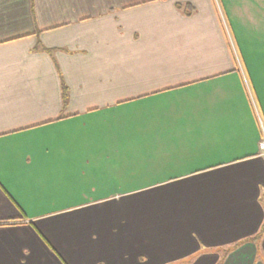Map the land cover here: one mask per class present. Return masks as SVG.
Listing matches in <instances>:
<instances>
[{"label":"crops","instance_id":"crops-1","mask_svg":"<svg viewBox=\"0 0 264 264\" xmlns=\"http://www.w3.org/2000/svg\"><path fill=\"white\" fill-rule=\"evenodd\" d=\"M262 129L264 0H0V264H264Z\"/></svg>","mask_w":264,"mask_h":264},{"label":"trees","instance_id":"trees-1","mask_svg":"<svg viewBox=\"0 0 264 264\" xmlns=\"http://www.w3.org/2000/svg\"><path fill=\"white\" fill-rule=\"evenodd\" d=\"M192 8H190L189 6H186V7H183L182 8V11L184 12V14L185 15H190L191 13H192ZM263 233V228L258 232V234L254 237V238H252L251 240H253V241H255V240H257L260 236H261V234ZM237 247V244L235 245V246H233V247H231V248H228L227 250H226V252L225 253H228V251H230V250H232V249H234V248H236Z\"/></svg>","mask_w":264,"mask_h":264},{"label":"built area","instance_id":"built-area-1","mask_svg":"<svg viewBox=\"0 0 264 264\" xmlns=\"http://www.w3.org/2000/svg\"><path fill=\"white\" fill-rule=\"evenodd\" d=\"M258 156L263 160L264 162V130L262 129V136L261 140L258 144Z\"/></svg>","mask_w":264,"mask_h":264},{"label":"snow or ice","instance_id":"snow-or-ice-1","mask_svg":"<svg viewBox=\"0 0 264 264\" xmlns=\"http://www.w3.org/2000/svg\"><path fill=\"white\" fill-rule=\"evenodd\" d=\"M101 207H105V206H101ZM97 235H99V233H97ZM103 239L99 240V241H94L95 244L99 245V246H103Z\"/></svg>","mask_w":264,"mask_h":264},{"label":"rangeland","instance_id":"rangeland-1","mask_svg":"<svg viewBox=\"0 0 264 264\" xmlns=\"http://www.w3.org/2000/svg\"><path fill=\"white\" fill-rule=\"evenodd\" d=\"M186 264H187V262H186Z\"/></svg>","mask_w":264,"mask_h":264}]
</instances>
